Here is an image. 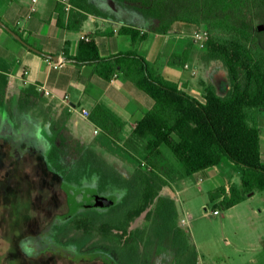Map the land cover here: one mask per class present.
<instances>
[{"label":"trees","instance_id":"obj_1","mask_svg":"<svg viewBox=\"0 0 264 264\" xmlns=\"http://www.w3.org/2000/svg\"><path fill=\"white\" fill-rule=\"evenodd\" d=\"M69 2L70 24L74 18L77 24L74 29L79 30L89 16L111 20L122 17L120 32L130 36L135 45L150 34L190 38L206 29L210 38L206 47L200 49V58L208 66L218 65L227 72L228 92L221 96L212 84H206L202 98L198 99L163 78L138 51L103 59L93 40H82L77 56L68 60L95 65L98 75L108 81L116 73H122L152 99L153 107L127 138L126 123L107 107L96 106L89 118L132 157L144 153L146 168L138 167L126 178L97 152L72 142L67 120L54 119L53 104L38 88L24 86L15 96H9V71L1 66L0 138L13 141L17 135H27L30 130L49 125L51 141L59 145L53 151V159H62L58 166L63 174L72 170L78 177L92 176L99 182L100 190H128L130 199L123 218L118 213V218L106 222L101 221L100 214L93 216V223L103 225L81 232L82 236L77 237L84 238L80 249L95 237L100 240L87 251L109 254L112 260L108 264H198L197 252L187 243L179 226L175 199L160 193L166 187L172 188L178 179L196 174L206 176L224 158L237 166L241 180L229 192L220 187L213 194L222 198V207L233 208L254 190L264 192L259 121L260 115H264V0ZM107 2L110 8L104 6ZM135 16L143 25L133 23ZM190 52L189 47L180 57L182 65L188 61ZM163 146L171 150L180 164L178 170L167 163L161 151ZM146 211L145 225L129 231L130 223ZM77 221L81 229V222ZM166 254H171L170 262L162 261Z\"/></svg>","mask_w":264,"mask_h":264},{"label":"crops","instance_id":"obj_2","mask_svg":"<svg viewBox=\"0 0 264 264\" xmlns=\"http://www.w3.org/2000/svg\"><path fill=\"white\" fill-rule=\"evenodd\" d=\"M31 7L32 0H0V22L30 46L66 62L63 68H51L45 56L19 42L0 23V66L9 71L8 93L17 94L21 88L29 85L49 91L50 96L45 97L54 106V119L67 120L68 134L72 141L80 146L94 151H110L114 146L117 147L96 124L82 117V128L85 129L89 124L93 134L89 143L83 139L80 124L77 118H74L75 114L67 112L68 106L84 108L91 114L96 106L103 105L126 123L125 134L132 132L145 113L153 107L152 99L133 82L125 79L122 73H116L108 81L98 75L95 65H80L74 60H68L67 58L77 56L82 36H87L97 44L99 55L103 59L138 51L165 79L172 80L198 99L202 98L206 84H212L221 96L229 90L227 72L221 66H208L203 63L197 50H191L189 62L186 61L190 68L196 71V75L193 76L191 71L184 69L186 63L182 65L180 57L189 50V42H186L183 35L150 34L145 41L135 45L130 36L120 32L124 24L122 17L111 20L89 16L81 28L76 30L73 28L77 26L75 18L70 24V13L65 11L61 3L55 0H38V10L34 13ZM133 23L136 26L137 23L142 24L137 16L134 17ZM191 60L193 64L190 63ZM217 80L225 83L224 94L218 91ZM65 96H68L67 103L63 101ZM49 127L46 125V128ZM95 129L99 130L97 134L94 133ZM261 150L264 159L262 127ZM161 151L163 152L162 148ZM163 154L166 155L164 152ZM166 158L172 160L169 156ZM218 171L217 166L209 169L205 175L208 176L210 172L217 174ZM227 185L225 188L228 192ZM233 185L236 186L235 183ZM257 240L261 247L264 236L258 237Z\"/></svg>","mask_w":264,"mask_h":264},{"label":"rangeland","instance_id":"obj_3","mask_svg":"<svg viewBox=\"0 0 264 264\" xmlns=\"http://www.w3.org/2000/svg\"><path fill=\"white\" fill-rule=\"evenodd\" d=\"M104 6L111 7L109 2L105 3ZM137 16L139 17V15ZM184 39L186 42H189L190 45H188V47H190V50H197L200 52L199 48L192 45L191 38L184 37ZM192 61L193 60L190 62L191 64H193ZM153 69L157 72L155 67H153ZM168 81L172 82V80ZM216 85L218 91L224 94L226 89L225 83L217 80ZM15 95L16 94H9V96L12 97ZM74 118H77V122L80 124V131L83 135V139H86L89 143L93 135L92 127L87 124L86 128L83 129L82 117L75 114ZM74 118L73 120L75 121ZM259 121L264 132V115H260ZM130 133L131 132L124 134L125 138H127ZM20 138L21 136L19 135L15 137V139ZM162 149L167 156L172 158L170 161L165 155L167 163L178 170L180 164L174 158L171 150L165 146H163ZM95 152L126 178L132 176L135 169L138 167L146 168L144 160L145 155L142 152L138 155L136 154L135 158L118 146H114L110 151L99 149V151L96 150ZM2 155L3 144L0 142V157ZM218 170L217 174L210 172L207 177L192 175L190 177L178 179L172 183V188L166 187L160 194L170 195L175 199L178 209L179 226L185 232L187 243L197 252L198 264H264V248L262 246L260 247L257 240L258 237L264 236V192L254 190L247 195L245 201L231 209H225L221 205L222 199L213 197V194L218 187H225L227 183L229 192L234 183L239 186L241 178L237 166L226 158L222 160L218 166ZM32 183L31 186H35L33 181ZM82 185L83 187L97 189L99 182L97 180L95 181V179L85 180ZM101 191L102 196H111L109 198L111 199L109 206L115 207V209L111 208L108 210L107 214L104 216V220L108 222L111 219L118 218V213L119 217L122 216L123 218L125 214L123 212L125 204L128 203L130 199L128 190L123 188H110ZM121 204L124 206H120ZM31 205L30 202V206ZM215 210H217L219 214H214ZM95 212L101 213L102 211L95 210ZM146 213L147 211L130 223L129 231L141 228L145 225ZM183 220L187 221L188 224L186 226L182 225ZM10 226L12 227H9L8 231L0 230V264H106L100 260L94 259L77 260L78 262H73V260L48 253L37 259L30 258L27 260L23 257L21 248L15 246L11 240V235L14 233L12 228L15 225L13 224ZM115 233L117 232L115 231ZM80 234V231L76 233L62 232L60 238L66 242L74 236H80ZM99 240V238L95 237L90 239L86 248L93 247ZM56 248L60 249L58 246ZM67 251L77 255L78 258L87 255L81 256L75 248L74 250L68 249ZM169 256L172 257L171 254L163 255L162 261L170 262Z\"/></svg>","mask_w":264,"mask_h":264},{"label":"flooded vegetation","instance_id":"obj_4","mask_svg":"<svg viewBox=\"0 0 264 264\" xmlns=\"http://www.w3.org/2000/svg\"><path fill=\"white\" fill-rule=\"evenodd\" d=\"M33 130L13 141L0 138L3 144V155L0 157V230L8 231L12 227L10 225H15L11 240L21 248L27 260L48 253L73 262L94 259L108 264L112 260L109 254L98 251L90 254L87 251L90 247L86 248L88 243L83 249L79 248L84 238L77 237H81L82 233L66 242L60 235L62 232H83L103 225V222L95 224L91 220L100 214L101 221H105L108 210L115 209L109 206L111 196H102L99 185L97 189L83 187L85 180L94 179L92 176L85 174L78 177L72 170L63 174L58 166L62 159H53V151L59 145L51 141V129ZM32 181L35 186H31ZM77 220L81 222V229ZM74 248L81 256L87 255L78 258L67 251Z\"/></svg>","mask_w":264,"mask_h":264},{"label":"built area","instance_id":"obj_5","mask_svg":"<svg viewBox=\"0 0 264 264\" xmlns=\"http://www.w3.org/2000/svg\"><path fill=\"white\" fill-rule=\"evenodd\" d=\"M56 2L61 3L64 6V9L67 13H69L72 9V5L69 2V0H55ZM37 5H38V0H32V7H31V11L32 13L37 12ZM19 23V22H18ZM1 28V26H0ZM191 38V42L193 43V45H195L197 48L199 49H204L206 47V44L210 38V34L206 29H201L199 30L197 33L193 34L190 36ZM82 40L85 41H89L90 38H88L87 36H82L81 37ZM46 62L49 64V66L53 69H60L63 68L65 65V60L64 59H60L58 61H54L50 58H46L45 59ZM184 69L187 71H191L192 75L195 76L196 75V71L192 70L190 68V64L186 63L184 65ZM39 91L43 92L45 96H50V92L47 90H43V88H38ZM68 100V96H65V98L63 99V101L65 103H67ZM67 112L69 114H78L81 117H83L84 119H89L90 118V112L84 108H80V107H72V106H68L67 107ZM99 132L98 129H95L94 133L97 134ZM214 214H219V212L217 210L214 211ZM188 223L186 220H183L182 225L186 226Z\"/></svg>","mask_w":264,"mask_h":264},{"label":"water","instance_id":"obj_6","mask_svg":"<svg viewBox=\"0 0 264 264\" xmlns=\"http://www.w3.org/2000/svg\"><path fill=\"white\" fill-rule=\"evenodd\" d=\"M1 23V22H0ZM1 25L3 26V28H5L10 34H12V36L14 38H16L19 42L23 43L26 47H28L29 49H31L32 51L42 55V56H45L46 58H50V59H53L54 61H58V57H55V56H50V55H46L42 52H40L39 50H37L36 48L30 46L29 44H27L25 41H23V39L17 34L15 33L14 31H12L10 28H8L5 24L1 23Z\"/></svg>","mask_w":264,"mask_h":264}]
</instances>
